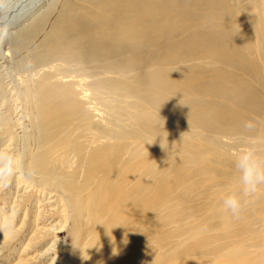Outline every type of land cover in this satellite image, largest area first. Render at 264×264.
Returning a JSON list of instances; mask_svg holds the SVG:
<instances>
[{
	"label": "bare ground",
	"instance_id": "1",
	"mask_svg": "<svg viewBox=\"0 0 264 264\" xmlns=\"http://www.w3.org/2000/svg\"><path fill=\"white\" fill-rule=\"evenodd\" d=\"M41 1L1 24L0 57L28 49L32 171L72 208V264H264V184L245 196L240 167L252 149L264 171V0H70L30 49Z\"/></svg>",
	"mask_w": 264,
	"mask_h": 264
},
{
	"label": "rangeland",
	"instance_id": "2",
	"mask_svg": "<svg viewBox=\"0 0 264 264\" xmlns=\"http://www.w3.org/2000/svg\"><path fill=\"white\" fill-rule=\"evenodd\" d=\"M33 1L0 0V26L9 22L22 6ZM68 1L70 0H43L32 8L35 15L25 27H32L41 19L43 22L42 33L34 40L30 49L42 41L44 32L50 30L62 5ZM8 12L9 16L5 18ZM3 36L4 32H0V38ZM8 40L2 44L0 74L6 80H15L19 84L14 81L18 85L16 91L7 98L0 92V149L12 152L20 161V167L11 183L0 187V225L6 223V216L14 225L12 228L0 227V264H72L73 255L78 253L75 250L78 234L73 230L75 217L72 208L63 193L45 187L43 179L32 171L31 160L38 149V132L23 96H19L25 89V81L18 76L15 66L27 54L28 49L23 45L21 51H18L20 42ZM4 120L7 122L4 123ZM12 127L14 132L17 131V136L5 134L6 129ZM243 149L244 147H240L238 150ZM57 166L62 171L61 166ZM69 166L70 164L66 166L67 171H70L67 169ZM79 178L82 179V173ZM86 221L79 220V223ZM201 261V264H221L220 261L206 260L198 263Z\"/></svg>",
	"mask_w": 264,
	"mask_h": 264
},
{
	"label": "clouds",
	"instance_id": "3",
	"mask_svg": "<svg viewBox=\"0 0 264 264\" xmlns=\"http://www.w3.org/2000/svg\"><path fill=\"white\" fill-rule=\"evenodd\" d=\"M260 156L256 155L252 149H246L240 157V167L243 168V181L245 196L255 193L258 186L264 184V171L260 170L257 161ZM20 167V161L16 156L7 150L0 149V187H6L11 183L13 177L17 174V169ZM224 207L232 213L233 216H238L242 211V202L239 196L233 195L224 200ZM6 223L0 227L12 228L14 225L5 217Z\"/></svg>",
	"mask_w": 264,
	"mask_h": 264
}]
</instances>
